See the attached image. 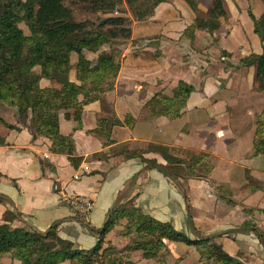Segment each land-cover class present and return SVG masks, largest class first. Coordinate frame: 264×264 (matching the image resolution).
I'll return each instance as SVG.
<instances>
[{
    "label": "crops",
    "instance_id": "1",
    "mask_svg": "<svg viewBox=\"0 0 264 264\" xmlns=\"http://www.w3.org/2000/svg\"><path fill=\"white\" fill-rule=\"evenodd\" d=\"M257 1L260 10L253 12L255 15L263 8ZM172 3H160L152 17L131 25L130 41L134 45L123 47L114 88L105 93L103 101L86 104L80 121L67 119L64 111L59 112V131L71 136L75 155L82 157L81 161L71 162L66 154L53 152L45 138L32 139L29 117L25 124H18L14 108L0 109L5 121L14 125L8 128L0 122V136L6 139L0 145V219L6 213L18 214L13 226L27 225L41 232L57 224L61 239L71 242L75 250H86L96 243L95 230L103 226L109 210L117 202H133L143 213L190 237H214L240 264H264L263 246L248 228L254 226L264 232V158L254 155L253 149L254 122L264 106V95L254 90L250 79L253 71L246 79L235 77L236 72L227 73V52L216 56L208 50L209 45H166L170 35L176 40L183 33V27L169 30L177 20ZM243 18L248 34L259 42L256 46L242 45L245 53L241 57L264 48L260 39L252 36L246 13ZM225 19L221 18L220 28ZM199 33L208 35L197 31L195 37ZM217 77L227 78L231 85L227 88L221 84L218 89ZM70 78L75 81L74 73ZM179 80L193 86L182 113L150 116L145 102L155 92L171 96ZM241 84H245L242 92ZM113 114L122 122L111 130L113 143L104 144L103 138L88 133L99 118ZM127 116L130 125L124 122ZM155 142L208 153L214 166L210 178L175 180L157 168L145 169L137 158L111 157L108 153L118 145L140 147ZM97 153H105L107 158L89 159ZM144 156L165 163L157 153ZM222 181L228 185L227 192L215 191L213 186ZM54 184H60L67 193L91 199L93 209L89 215L81 218L73 213L53 190ZM226 193L227 197L231 194L233 204L220 198ZM187 211L198 232L187 225ZM121 230V225H115L106 239L120 240L116 237H120ZM161 249L166 251L165 264H202L201 246L164 240ZM123 258L157 264L139 252H124ZM0 263L11 264L10 255H3Z\"/></svg>",
    "mask_w": 264,
    "mask_h": 264
},
{
    "label": "trees",
    "instance_id": "2",
    "mask_svg": "<svg viewBox=\"0 0 264 264\" xmlns=\"http://www.w3.org/2000/svg\"><path fill=\"white\" fill-rule=\"evenodd\" d=\"M66 0H0V109L15 110L16 122L25 124L29 117L32 139L49 140L51 150L66 154L69 161H81L75 155L74 142L70 135L59 131V112L68 119L80 121L86 104L101 100L114 88V81L121 66L124 41L131 40V22L124 13L129 11L137 22L152 17L157 6L169 0H86V8L94 19L75 20ZM193 12V22L186 26L184 37L192 42L197 31L212 33L221 26L226 17L224 0H210L205 11L199 8L202 0H181ZM259 15L248 11L253 22V31L264 42V0ZM120 15H117V14ZM240 63L253 68L254 90L264 95V48L252 53ZM74 73L75 81L70 74ZM55 83V85H50ZM193 86L179 80L172 88L171 96L155 92L146 102L150 116L157 117L169 112L182 113ZM130 117L124 122L130 125ZM131 120V119H130ZM0 122L12 128L0 114ZM122 122L115 114L99 118L88 133L104 139V144L113 143L111 130ZM6 139L0 136V145ZM254 155L264 158V106L254 122ZM157 153L165 161L158 163L146 158L147 153ZM111 157L121 155L125 159L137 158L145 169L157 168L172 179H209L214 166L211 157L204 151L172 147L164 143H147L140 147L118 145L108 151ZM107 158L97 153L90 158ZM215 191L227 192L225 181L215 184ZM231 193V192H228ZM227 204H233L231 194L219 195ZM188 210V205H187ZM18 214L6 213L0 219V258L9 254L11 264H139L123 260V252H139L146 260L165 264L166 251L161 249L164 240L201 246L202 264H240L214 237H194L174 229L169 223L159 221L143 213L131 203L117 202L97 234L96 243L86 250H75L69 241L57 235V224L44 232L27 225L13 226ZM187 225L194 232L191 214L187 211ZM9 221V223L7 222ZM115 225L123 226L127 241L122 248L107 243V233ZM255 232L264 249V232L248 226ZM1 264V263H0Z\"/></svg>",
    "mask_w": 264,
    "mask_h": 264
},
{
    "label": "rangeland",
    "instance_id": "3",
    "mask_svg": "<svg viewBox=\"0 0 264 264\" xmlns=\"http://www.w3.org/2000/svg\"><path fill=\"white\" fill-rule=\"evenodd\" d=\"M210 0H202L200 3V9L202 11L205 10L207 4ZM168 2H173V8L172 13L176 16V19L174 23H172V27L169 28L171 32H174L175 30H179V28L183 27V31L186 28L187 25L191 24L193 22V14L190 12L189 8L184 4V2L178 1V0H169ZM65 4L71 8L73 11L74 19L75 20H83V19H94V15L90 14L88 12L86 5V0H66ZM224 6L226 9V19L224 20L223 26L217 30L216 32L208 33V35L199 33L196 35V40L194 42H191L187 37H184L180 35L176 40H173V36L170 35L169 39H167L166 45H209L208 50L215 54L216 56H219V52L225 51L227 52V65L225 67L227 68L226 71L229 74H235V77L239 79H246L248 77V73H252L253 68L249 66H245L240 63V58H244L247 55H244L245 53L244 49L242 48V45H252L256 46L257 40L253 39L247 32L246 28V22L244 21L245 18L243 16L246 13V18H250L248 16V11H252L257 13L260 10L259 4L257 0H224ZM117 15H120L119 13ZM127 19L130 20L131 25H133L134 20L132 19V15L129 11H126V13L122 14ZM243 18V19H242ZM248 26L252 30V36L257 37V35L253 32V22L251 19H248ZM144 27H140L142 29ZM246 28V29H245ZM182 31V32H183ZM206 32V31H205ZM199 38H204L205 40L199 41ZM146 41L144 40L142 44H144ZM140 43V41H138ZM122 48L126 45H134L133 41H124L123 44H119ZM212 45V46H211ZM225 45V46H223ZM227 45H230L227 49ZM264 42L261 43V47L263 48ZM241 47V48H240ZM188 48V47H187ZM223 48V49H222ZM188 50V49H185ZM220 50V51H219ZM253 48L251 47V51ZM249 52V51H247ZM253 52V51H252ZM222 55V54H220ZM231 56V57H230ZM184 57V56H183ZM236 57V58H235ZM234 58V59H233ZM232 59V60H231ZM218 63V62H217ZM216 71L218 70V66L215 67ZM251 83L253 84L252 75H250ZM216 84L215 87H218L220 89L219 85L223 84L225 87L228 88V86L231 85V82L227 81V78H216ZM243 81V80H242ZM244 82V81H243ZM245 85V84H244ZM244 85H240L239 89L242 92L245 89ZM223 88V86H222ZM224 91H227V89H224ZM264 97V96H263ZM122 226V225H121ZM123 226L122 230L119 233L120 237H116L117 239L120 238V240H106L108 244H113L117 246L118 248H122L125 242L128 240L127 237H124L123 235ZM130 252V251H129ZM124 253V252H123ZM122 253V259L123 258Z\"/></svg>",
    "mask_w": 264,
    "mask_h": 264
},
{
    "label": "built area",
    "instance_id": "4",
    "mask_svg": "<svg viewBox=\"0 0 264 264\" xmlns=\"http://www.w3.org/2000/svg\"><path fill=\"white\" fill-rule=\"evenodd\" d=\"M53 190L76 215L86 218L93 209V201L83 195L67 193L60 184H54Z\"/></svg>",
    "mask_w": 264,
    "mask_h": 264
}]
</instances>
